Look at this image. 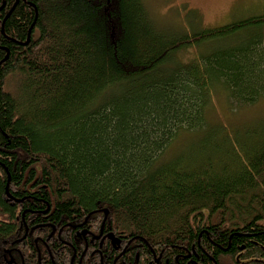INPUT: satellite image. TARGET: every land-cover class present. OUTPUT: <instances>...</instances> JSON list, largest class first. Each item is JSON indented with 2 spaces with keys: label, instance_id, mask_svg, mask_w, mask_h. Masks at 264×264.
Listing matches in <instances>:
<instances>
[{
  "label": "trees",
  "instance_id": "1",
  "mask_svg": "<svg viewBox=\"0 0 264 264\" xmlns=\"http://www.w3.org/2000/svg\"><path fill=\"white\" fill-rule=\"evenodd\" d=\"M157 25L143 0H0V264H264V118L211 115L264 100V13ZM101 230L120 247L89 260Z\"/></svg>",
  "mask_w": 264,
  "mask_h": 264
},
{
  "label": "rangeland",
  "instance_id": "2",
  "mask_svg": "<svg viewBox=\"0 0 264 264\" xmlns=\"http://www.w3.org/2000/svg\"><path fill=\"white\" fill-rule=\"evenodd\" d=\"M158 27L171 33L225 25L233 20L264 13V0H143ZM196 49L184 52L195 56ZM212 119L240 126L264 118V100L252 107L229 108L225 99L215 97Z\"/></svg>",
  "mask_w": 264,
  "mask_h": 264
},
{
  "label": "flooded vegetation",
  "instance_id": "3",
  "mask_svg": "<svg viewBox=\"0 0 264 264\" xmlns=\"http://www.w3.org/2000/svg\"><path fill=\"white\" fill-rule=\"evenodd\" d=\"M110 234H111L110 232L109 233H106V232H104V230H101L100 233H98V234H92L91 241L93 242L95 239L96 240H99V242L102 245H100L101 246V249H99L97 247H94L93 252L89 255V258H90L89 260H91V259L93 260L97 256V254H98L99 257H100V259H101V262L104 261L105 256H107V252L106 251L108 249V245H105L107 238H109L111 240V245L113 246V244H112V238H111V235ZM82 235L85 237L86 243L88 244V241H89V239L87 238V235L88 234H87V232L85 230L82 232ZM87 249H88V247H87ZM85 253H86V251L83 253V255L81 257L82 259L85 256ZM82 259H80V264L83 261ZM73 261H74V259L72 260L71 264H73ZM16 264H18V263H16Z\"/></svg>",
  "mask_w": 264,
  "mask_h": 264
},
{
  "label": "water",
  "instance_id": "4",
  "mask_svg": "<svg viewBox=\"0 0 264 264\" xmlns=\"http://www.w3.org/2000/svg\"><path fill=\"white\" fill-rule=\"evenodd\" d=\"M104 212H105L106 214H108L106 209L104 210ZM110 235H111V238H112L113 245L119 247V246H120V239L117 238V237H116L115 235H113L112 233H111Z\"/></svg>",
  "mask_w": 264,
  "mask_h": 264
}]
</instances>
